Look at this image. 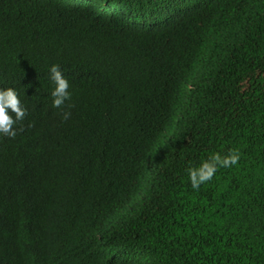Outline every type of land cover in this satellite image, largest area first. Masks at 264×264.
Returning a JSON list of instances; mask_svg holds the SVG:
<instances>
[{"label":"trees","instance_id":"1","mask_svg":"<svg viewBox=\"0 0 264 264\" xmlns=\"http://www.w3.org/2000/svg\"><path fill=\"white\" fill-rule=\"evenodd\" d=\"M102 1L124 14L0 0V88L27 109L21 153L1 161L0 264H264V0ZM41 49L68 71L60 109ZM52 149L84 179L67 214ZM232 150L239 163L193 190L187 169Z\"/></svg>","mask_w":264,"mask_h":264},{"label":"clouds","instance_id":"2","mask_svg":"<svg viewBox=\"0 0 264 264\" xmlns=\"http://www.w3.org/2000/svg\"><path fill=\"white\" fill-rule=\"evenodd\" d=\"M73 1H78L79 3H82V5L87 6L81 2V0ZM103 11L109 13L106 10ZM34 59L36 60L34 63L38 64L36 70L37 80L45 86L53 87L51 91L52 107L56 109L62 108L66 101L71 99V93H73V87L70 89V82L66 76V73H68L67 69L57 60L56 55H49L43 49L37 52ZM26 115L27 109L23 106L19 93L13 88H0V155L2 153L6 154L0 159V168L2 160L14 157L21 153L20 147L14 155L17 140L20 136L19 128ZM70 116V112H64L62 118L57 115L51 116V118H48L51 128L54 127L56 130H65L63 127L65 126L68 129V125L65 121H67ZM57 153L58 151H54L52 149L47 155V157H49L47 163L53 166V171L51 172L52 178L61 183L60 187L53 188V196L57 201H59L60 209L64 206V211L67 214L71 212V205L78 204L79 199H82L81 188L84 186V179L71 171L62 169L57 162ZM240 158V153L237 150H232L227 155L214 153L198 166L188 168L187 173L191 187L193 190H199L201 185L214 178L220 168H231L239 163ZM24 170L22 172L11 173V180L15 185L22 183ZM26 172L25 191L27 196L42 201V199L34 192L32 187V170H26ZM56 213L63 215L61 210ZM130 213H132V210H129L127 213L111 222L119 225V223H121L124 219V216Z\"/></svg>","mask_w":264,"mask_h":264},{"label":"rangeland","instance_id":"3","mask_svg":"<svg viewBox=\"0 0 264 264\" xmlns=\"http://www.w3.org/2000/svg\"><path fill=\"white\" fill-rule=\"evenodd\" d=\"M84 4L89 7L98 9V10H106L109 13H114L115 15L122 16L124 13L121 8L115 5L106 4L102 0H81Z\"/></svg>","mask_w":264,"mask_h":264}]
</instances>
